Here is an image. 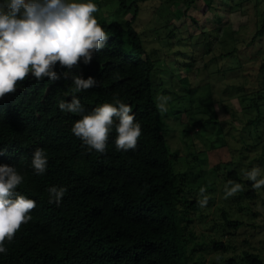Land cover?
Segmentation results:
<instances>
[{"label": "trees", "instance_id": "trees-1", "mask_svg": "<svg viewBox=\"0 0 264 264\" xmlns=\"http://www.w3.org/2000/svg\"><path fill=\"white\" fill-rule=\"evenodd\" d=\"M126 1L118 0L121 8H133L124 23L93 14L108 39L90 63L85 64L81 58L78 66L69 70L57 62L54 71L59 79L45 77L38 81L29 73L17 83L16 92L0 98V165L14 166L23 176L15 191L36 199V207L30 212L32 219L21 226L11 242H5L8 251L0 253V264H190L188 254L212 249L223 256L233 247L236 238L229 240L233 233L225 230L233 229L239 236L246 225L258 227L240 217L230 218L224 210L222 221L214 223L221 230L212 236L196 230L204 215L198 201L207 196L209 205L215 189V185L209 188L211 185L200 181L205 168L199 156L213 150L223 158V141L213 143L207 151L203 143L196 150L192 138L185 140L190 150L169 148L153 80L157 71H162L155 68L156 61L166 50L154 45L157 37L148 46L145 37L151 33L140 30L136 16L142 9L148 15L155 11L165 27L172 25L168 36L176 32L179 37L169 38L160 46L193 41L190 39L201 45L203 52L192 48L188 58L175 61L179 69L185 70L178 79L186 89L171 107L173 115L179 114L177 120L183 132L177 137L183 139L189 130L196 135L212 125L219 127L225 143L235 138L233 149L239 156L224 159L235 167L224 174L223 188L231 187L229 181L243 186V191L232 196L240 209L237 198L249 203L258 194L252 181L242 175L250 167L238 159L247 158L258 146L261 153L252 154L250 162L264 163V136L259 133V127L264 126V0H131L128 5ZM94 3L99 11L100 1ZM195 4L201 16L191 12ZM221 10L246 18L236 25L231 16L223 17ZM183 53L189 55V46ZM229 56L235 58V73L227 76L225 89L233 90L231 99H238L239 105H229L227 117L219 118L214 110L219 102L213 99V84L211 87L209 82L211 89L202 92L203 75L193 84L188 72L196 70V77L211 73L209 67L213 64L220 72L221 60ZM198 60L201 66L196 65ZM236 67L245 69L249 78L235 82ZM74 76H91L97 84L77 92ZM73 96L84 105V113L59 109V102H71ZM115 99L132 107L141 125V136L135 150H117L118 121L114 118L102 154L85 145L72 128L83 115L104 103L118 107ZM201 111L203 114L198 116ZM183 114L188 117H181ZM38 148L48 161L42 175L36 174L31 164ZM197 161L200 169L195 170ZM51 187L67 189L59 206L49 203ZM201 187L205 188L203 196ZM193 190L199 193L192 195ZM218 259L225 264H242L241 260L245 264H264L256 253L245 248L239 260L233 256Z\"/></svg>", "mask_w": 264, "mask_h": 264}, {"label": "clouds", "instance_id": "clouds-1", "mask_svg": "<svg viewBox=\"0 0 264 264\" xmlns=\"http://www.w3.org/2000/svg\"><path fill=\"white\" fill-rule=\"evenodd\" d=\"M98 7L92 0L75 2V0H2L0 2V98L16 92V85L31 73L36 80L45 77L57 80L60 76L54 71L59 62L61 67L69 70L78 66L81 58L85 64L90 63L93 54L102 49L108 39L105 30L93 15ZM75 90L86 91L96 86L97 81L89 76L87 79L74 76ZM168 96H157V110L160 114L168 112ZM111 103L93 109L74 123L73 134L80 138L89 148L99 153L106 152L109 133L114 126L117 137V150H135L141 136V125L136 122L130 105L115 99ZM59 109L70 113H84L85 107L80 99L73 96L71 102H59ZM47 157L42 149H36L31 161L34 172L45 173ZM252 181L253 189L264 186L259 168L254 167L246 173ZM23 181L14 166L0 165V253L6 254L5 242H11L21 226L31 219L30 212L36 207V199L26 198L15 191ZM225 198L232 197L243 186L228 182ZM67 191L66 188L51 187L49 203L57 206ZM205 188H200L203 196ZM208 197L199 200L200 207H205Z\"/></svg>", "mask_w": 264, "mask_h": 264}, {"label": "rangeland", "instance_id": "rangeland-1", "mask_svg": "<svg viewBox=\"0 0 264 264\" xmlns=\"http://www.w3.org/2000/svg\"><path fill=\"white\" fill-rule=\"evenodd\" d=\"M101 3V7L99 11H97L98 14H104L107 18L111 19H116L119 20L120 22L124 23L130 16H131V11L133 8L130 9H123L119 6L118 0H99ZM227 1V0H224ZM75 2H87V0H75ZM94 3V0H92ZM131 0L126 1V5L130 4ZM194 13H198L201 16L200 9L198 5H194V8H192V11ZM222 16L226 17L227 15L231 16L232 21L236 23V25L240 22L243 21L246 17L243 15H238L237 13H230L221 10ZM99 17V16H98ZM101 17V16H100ZM201 18V17H200ZM136 21H137V26H140V30L142 32H147L151 33L150 37L147 36L145 37V41L148 42V46H152L153 40L155 37H157L154 45L157 47V49H165V52H161V58L158 57V60L156 61V69H162V71H157L155 74L153 80H154V87H155V97L163 95V96H168L171 99L168 101L167 107H168V112L163 114V122L164 125V130H165V136L167 139V143L169 145L170 149H177V150H190L192 147L187 145V142H185L186 139L190 141L192 138L193 144L196 145L197 149L202 148V143L204 144L203 150L207 151L209 150L210 146L215 143L218 144L221 141H223L222 144V152L224 153L223 158L220 157L218 151H213L209 150L208 152L201 153L199 158L203 159L201 160L203 167L205 170L201 172V183L204 185H211L209 188H212V186L215 185L214 191L211 192L213 195V200L212 202L207 206L203 207V213L204 215L201 217L199 223L196 226V230L199 232H205L210 234L211 236L214 235L217 231L221 230L220 226H214V223L216 221H222V216L221 213L224 210H228V214L230 218L232 217H237L241 219H245L246 222H254L255 224L258 225V227H251L250 225H246L240 229L239 236L236 231L233 229L225 230V231H230V233H233L229 235L228 239L235 240V245L233 247L228 248L227 251L224 252L223 256L221 253H214L212 249H208L207 251H201L195 254H188L189 255V262L190 264H215L217 262H220L218 258L223 260L222 258H227L229 256L235 257L237 260L240 259L242 256V249H248L251 252L253 251L256 253L259 258L264 262V186H262L260 189H257V194L258 196L254 199L248 200L249 203L245 199L237 198L238 205L240 206V209L238 208L235 200H233L232 197L225 198V190L223 188L224 186V179L225 176L224 174L228 172L229 170H232L235 167V164L230 162L226 163L225 158H230L239 156L238 153L234 150L236 145H235V138H233V142L229 140L227 143H225L224 138L221 134V131L218 126H212L208 125L207 128L203 129L200 133L193 135L190 130L188 131L187 134L182 135L183 139L180 134L181 133V126L180 121L177 120V116L179 114H172L171 107H173L172 102L178 101V98L186 93V89L183 86V84L179 81V77L182 76L185 72L184 69H179L177 67V62H182L183 59L188 58L191 54V49L194 48V50L203 52L201 45H195V40L191 42H181L179 44H176L174 46H160L163 43H166V41L169 38H174L176 39L179 37L176 32L168 36L169 34V29L171 28L172 25H168V27H165V22H163V19H161V15L158 14L157 12L153 11L151 15H148L146 9H142L139 11V13L136 16ZM203 21V20H202ZM186 32H184L185 34ZM194 43V45H193ZM189 46V55L185 52V50H188ZM168 55L167 56V53ZM173 53V54H171ZM184 54V55H182ZM173 55V56H172ZM156 57V56H155ZM175 58V59H174ZM200 60V58H198ZM233 56L225 57L221 60V71L217 72L218 67L216 64H213L211 67H209V70L211 71L200 74L198 77H196V70L188 72L190 73L189 81L192 82L193 84L195 83L194 81L198 82L200 78H204L203 83H201V90L202 92L206 91L207 89H211L210 85L208 84L209 82L211 83V87L213 84V99L216 103V107L214 108L215 112L218 114L219 118H226L228 115V111H231V107H236L238 108L239 102L238 99L233 97L231 99V94L233 90L225 89V81L227 76H230L232 72L235 71ZM197 61L196 65L201 66L202 61ZM236 72H237V78L234 79V81H238L243 77L249 78V74L245 69H242L240 71L239 67H236ZM187 73V74H188ZM235 73V72H234ZM203 75V76H202ZM248 75V76H247ZM202 76V77H200ZM188 81V80H187ZM187 81H185L187 83ZM227 96L229 98L227 99ZM204 98V95L201 96ZM223 99V100H222ZM231 99V100H230ZM157 100V99H156ZM173 100V101H172ZM232 102V103H231ZM228 105H225V104ZM230 105V106H229ZM194 110V109H193ZM192 114L190 112L189 116ZM203 112H198L197 115H202ZM181 117L187 118V114H183ZM188 122V121H187ZM188 124L183 125V128L186 127ZM182 128V129H183ZM259 133H263L264 136V126L259 127ZM193 136V137H192ZM177 139H176V138ZM180 141H179V140ZM201 139V140H200ZM192 143V142H191ZM190 144V142H189ZM233 144V145H231ZM194 147V146H193ZM234 147V149H233ZM255 149V150H254ZM248 154V157L245 158L243 157L242 159H238V161L245 163L250 167V171L252 170L251 168L257 167L260 170V173H263V168H264V163L262 160L253 161L252 160V154H260L261 149L256 146L254 147ZM254 150V151H253ZM253 151V152H252ZM203 152V151H202ZM222 160V161H221ZM198 166L194 165V169L197 170L199 168V162L197 161ZM244 164V165H245ZM200 169V168H199ZM244 172L242 175L244 177H247ZM197 192L196 190H193L191 193L192 195H195ZM245 235H248L245 236ZM224 238L226 239L227 236L223 235ZM246 239V240H245ZM200 255L201 258H200ZM242 264H245L243 260ZM221 263V262H220ZM225 264V263H221Z\"/></svg>", "mask_w": 264, "mask_h": 264}]
</instances>
